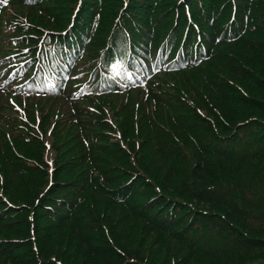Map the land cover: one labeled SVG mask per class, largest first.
<instances>
[{
	"label": "rangeland",
	"instance_id": "obj_1",
	"mask_svg": "<svg viewBox=\"0 0 264 264\" xmlns=\"http://www.w3.org/2000/svg\"><path fill=\"white\" fill-rule=\"evenodd\" d=\"M58 1L22 0L13 4L11 0L6 3L0 0L3 20L0 61L5 70H20L23 64L41 66L67 46L75 47L76 57L80 58L67 97L58 96L57 105L47 104L50 108L43 117L39 109L32 108L41 96L22 93L13 84L0 88V218L14 220L8 226L27 232L32 251H54L59 257L62 254L66 264H103L95 250L120 253L122 246L144 256L134 264H263L264 248L240 250L244 249L241 243L226 253L229 258L220 257L218 251L213 254L195 247L180 248L174 241L177 239L170 238L165 231L173 232L171 224L177 220L175 216H180L181 222L188 218L182 207L193 206L192 195L186 188L194 193L207 190L224 199L230 193L231 198L239 194L232 205L238 207L236 210L241 209L244 189L257 193L264 190V120L258 119L237 132L230 125L253 116L264 119V104L258 99L264 97V51L255 47V54L248 48L250 40L264 41L263 29L254 35L263 26L264 13L252 17L254 10L249 2L253 0L220 1L219 6H214L218 8L213 11L204 8L199 14L197 8L202 0L186 13L178 3L186 4L187 0H174L173 6L169 3V8H163L166 11H159L162 7L156 0L145 11L136 9L139 7L136 0L129 6L124 0L135 31L148 38L157 52L168 51L164 60L167 65L160 68L161 75L156 74L154 80L162 88L158 93L162 109L158 117L148 110L151 106L148 95L135 93L134 101L142 104L152 129L160 134L156 147L147 145V149L139 151L134 145L141 135L139 130L122 124L128 114H133L132 110L136 111L135 102L122 104L123 96L116 101L106 98L111 104L101 102L105 113L97 115L93 105L82 106L84 101L75 96L83 82L87 80L83 85L87 90L95 76L103 74L99 67L108 55L123 47L144 54L147 45L140 41H145L136 35L133 36L139 41L133 39L119 2L111 4V0H104L109 11L105 17L104 11L97 14L93 3L85 0L94 10L78 20L86 6L83 0H64L62 6H58ZM224 11L227 19L215 28H208L207 22L210 25L214 17L222 18ZM53 14L59 24L49 19ZM27 76L28 72L14 84L20 87ZM225 76L235 80H225ZM6 78L5 74L2 79ZM140 88L148 89L147 85ZM87 96H93L91 91ZM228 96L233 98L232 102L226 101ZM43 104L44 101L39 102ZM73 109H77L78 118ZM87 109L93 111L91 121H86ZM113 110L119 115L113 114ZM99 117L103 122L98 121ZM104 122L113 127L107 134L111 142L93 145L90 139L94 140L97 127ZM179 125L183 128L181 134L177 131ZM211 131L213 138L208 149L218 140H224L225 146L216 144L211 150L214 156L208 154L204 161L199 160L195 151L203 140L210 138ZM154 140L150 137L152 143ZM118 144L124 150L122 156L128 166L106 169L99 152ZM155 152L163 161L175 164L160 163L159 167ZM222 152L227 156L221 158ZM180 157L183 159L179 160ZM208 158L212 163L207 162ZM126 177L129 179L118 185ZM140 178H145V182L138 184ZM100 200L108 203L104 206L98 203ZM108 212L111 214L107 215ZM219 218L226 219L223 215ZM3 220L0 221V264H28L32 251L15 249L4 241L14 232L5 233ZM196 220L199 218L182 226L180 234L188 233ZM205 222L207 219H201L197 226Z\"/></svg>",
	"mask_w": 264,
	"mask_h": 264
},
{
	"label": "trees",
	"instance_id": "obj_2",
	"mask_svg": "<svg viewBox=\"0 0 264 264\" xmlns=\"http://www.w3.org/2000/svg\"><path fill=\"white\" fill-rule=\"evenodd\" d=\"M20 1L22 0H13L12 3L17 4ZM126 1H128V6H129V5H133V1L135 0H126ZM151 1L152 0H136V2L139 3V7H137L136 9L139 11H145L144 8L148 9L151 7L150 6ZM177 1L179 0H176V2ZM220 1L227 2V0H209V1L202 0L203 3L201 4L200 0H187L186 4H182L180 2L178 3V5L180 8L184 9V13H186L188 10L195 8L196 3L199 2L200 6L197 8V13L199 14V12L203 11L204 8L207 10L209 9V11H213L215 8H218L214 6H219ZM58 2H59L58 6L60 5L62 6L64 3V0L62 1L59 0ZM90 2L93 3L97 14H100L104 11L103 16L104 15L105 17L108 16L109 11L107 8L108 4L106 1L90 0ZM113 2L115 3L119 2V4L122 5L123 13L121 15L122 17H124V20L126 21V23L129 22L127 26H128V29L129 27H131V31H132L131 35L133 39L136 42L139 41L138 39L134 38V36L136 35L141 40L145 41V42H142V41L140 42L142 43V45H145V46L147 45V49L145 50L144 54L143 52H137L136 50L128 49V47L119 48L118 50L115 49L116 51L108 55V57H106L105 63L99 67V69L102 70L103 74L95 76L96 80L90 84L91 86L90 91L93 96L89 97L87 96L89 94H87V95L80 97L79 99L84 101L82 106L89 107L93 105L96 111V113L95 112L94 113L97 115H102V112L105 113V111L101 107L102 106L101 102L111 104L109 101H105L106 98L110 97L112 98V101H116L115 99H118L119 96H123L122 104L127 105L129 104L128 102L130 103L135 102L134 104L137 105L136 107L134 105V107L136 108V111L132 110L133 114L132 115L128 114L127 118H125V120L122 121V124L136 127V129L139 130L138 133L141 135H138V139L136 140V142H134V145L137 146V149L139 151H143L144 149H147V145L156 147L158 144V138L160 134L156 133L152 129L151 119L149 117V121H148V119L146 118L147 116L145 114L146 113L145 108H143L142 104L139 101H136V100L134 101V99L138 95L139 91H141L142 93H146L149 97L148 102H150V105H151L150 107H148L150 108L148 110L153 111V115L155 114L156 117H158V115L162 112L161 105H160L161 101L158 97V93L162 91V88H160V86L156 84L154 80L158 75H161V72L159 71L160 68H164L167 65V61H164V60H166L168 57V51L166 49L165 50L162 49V52L161 51L157 52L155 46L151 47L148 38H146L143 35H140L139 33L135 31L136 28H134V25H135L134 21L133 20L129 21L130 13L127 8L128 6H126L124 0H111V4ZM156 2L158 6L162 7L159 9V11L160 10L166 11L163 8L165 7L169 8L170 6H173V4L176 3L174 2V0H156ZM85 3L86 1L83 0L84 6L86 5ZM169 3L171 4L170 6H168ZM249 3L252 4L251 5L252 10H254V14L252 16L253 18L256 17V15H262L264 13V0H253V1H250ZM92 10H94V8H90L89 6L86 5L84 8H82L78 16V20L84 19V14L86 16L90 15L92 13ZM228 13H229V10H228ZM223 14L225 16H222V18L214 17L210 25H209V22H207L205 19H201V20L203 22H207L208 28L210 26H213L215 28L217 27L218 24L221 23V21H225L227 19L228 16H227L226 11H224ZM49 19H51L55 24H59V19L58 18L56 19V16L54 14ZM148 24L152 26L153 23L151 24L150 22H148ZM262 24L263 26L259 27L254 35L258 34L260 30L263 29L262 37L264 39V18L262 20ZM2 27H3V20L2 18H0V30H2ZM151 29L153 28H150V30ZM75 31L76 30L73 29L72 32L74 33ZM237 36H240V38L243 37L239 33H237ZM154 42L155 40L153 41V43ZM255 47L260 48L264 51V41L260 39H258L257 41L250 40L248 48L251 53L252 52L255 53ZM154 67H156L157 72L152 73L149 76L148 78L149 80L147 84L148 89L141 90L140 88V85H141L140 77L141 76L139 73L151 72ZM230 72L232 73L231 70ZM156 74L158 75L156 76ZM262 79L264 80V78ZM225 80L234 81L235 79L233 77L229 78L225 76ZM225 80L224 79L221 80L222 85L223 83H225ZM228 87H229V90L231 91L232 85L229 84ZM121 91L124 92V94H121L120 93ZM135 93L137 95H135ZM58 96L39 97L37 98L38 101L34 104L35 106L33 105L32 108L39 109L43 117L44 111L46 109L48 111L51 105L52 106L57 105L56 99ZM60 97H66V96H60ZM258 99L260 100L261 104H264V97H258ZM40 101H44V104L42 106L39 105ZM226 101L232 102L233 98L228 96V98H226ZM147 103H144L146 104V107H147ZM47 104L50 105L49 108H47ZM140 108H143L144 112L143 110H139ZM73 111L76 113V118H78L77 109L76 110L73 109ZM86 112H87L86 121H91V118L93 116V113H92L93 111L87 109ZM113 114L119 115V113L116 112V110H113ZM229 114H230L229 119L232 121L233 116L231 115L230 112ZM101 117L98 118L99 119L98 121L101 120ZM168 118L171 119L170 116H168ZM258 119L264 120L257 116H253V117L242 119L240 121H235V122L233 121L232 124L230 122L229 123L231 125L232 130H234V132H237L238 130L242 131V129L246 127L247 124L256 123ZM81 122L84 125V122L83 121ZM79 125L80 123L78 124V126ZM112 130H113L112 125L107 122H104L102 125H99L97 127L95 134L93 135L94 140L90 139L92 144L96 146H104V145H107V143H110L111 141L108 140L109 136L107 134H110ZM182 130L183 128L179 125L177 128L178 133L181 134ZM208 134L209 135L213 134V132L211 131ZM225 135L226 133L223 134L222 136L225 137ZM91 137L92 136H90V138ZM150 137H154L155 139L154 143L150 141ZM211 137L213 138V135H210V138L208 140H203L201 143L202 145L200 144L201 146L197 147L195 151V157L198 158L199 160L204 161L205 156H208V154H211L212 156H214L211 150L213 146H215L216 144L220 143V146L224 148L225 146L224 140H218V141L212 140L213 146L210 149H208ZM120 148L121 146L120 144H118L117 146L113 148L106 149L104 151L99 152L100 156L103 159L102 163L107 165L106 169L114 168L116 166H121V167L128 166L127 159L125 158V156H122V154L124 155V150ZM220 156L221 158L222 156L226 157L227 153L222 152L220 153ZM154 157L156 158L157 160L156 162L159 167H160V163H167L163 161L162 157L157 155L156 152H155ZM228 158L234 159V156H230ZM180 159H183V158L180 157L179 160ZM207 162L212 163V160H209L208 158ZM167 164L174 165L175 162H168ZM173 168L174 166L171 167V170ZM202 169L204 171V167ZM193 171L196 173L197 169H194ZM207 172H210V170H207ZM144 173L147 176H149L145 172V170H144ZM119 174L120 173H118L117 175ZM131 174H135V173H131ZM128 177L121 179L122 181L118 185H122L127 179H129ZM144 179L140 178L138 184L144 183L145 182ZM175 180L180 184V180L178 179H175ZM176 181H174L175 184H177ZM246 184H249V183H246ZM246 184H242V185H246ZM147 188L151 189V186L147 185ZM186 189L187 191L191 193L192 195L191 199L193 202L192 203L190 201L193 207H190V206L182 207L183 214H187L188 218L186 222L184 221L181 222V220L179 219L180 216L178 217L175 216V219L177 220L173 224H171V228L173 232H171V230L165 231L166 234L170 236V238H174L177 240L182 239L181 242L174 240L177 242V245L180 248L183 247L186 250H192L191 248L195 247V248L202 250L205 253H213V254L217 253L218 251L220 253L219 255L220 257L227 256L228 258H229V255H227L226 253L230 249L236 247L237 245H240L241 243L242 244L240 246L244 249L240 248V250H245V249L250 250L254 247L264 248V190H259V192L257 193L256 191H251L250 189H244L245 191L247 190V192L244 191L241 193L242 203L240 204L241 209H239L240 210L239 211L235 209L237 206L232 207V205L235 203V200H236L235 198L238 197L239 194H235L234 197L231 198L233 194L230 193V197H226L224 199V197L214 196L207 190H196L194 193L189 188H186ZM98 203L103 204L105 206L106 203L108 202L107 201L104 202L103 200H100L98 201ZM46 204L49 205V203H46ZM178 207L181 208V206H178ZM250 208H252V210H250ZM246 210L251 211V212H247ZM110 214L111 213L109 212L107 213V215H110ZM220 215H223L226 219L219 218ZM194 218H199V220L198 221L196 220V222H194V224L190 226L189 232L180 234V230L182 229V226L187 225L188 222ZM3 219L4 217L0 218V221ZM201 219H207V222L203 223V225L201 226H197V222L198 223L201 222ZM13 222L14 220H8V221L5 219L3 220V223H6V226L4 227L5 233L7 230L14 232V235L12 237L10 236L6 237L4 238V241L8 243L9 245H11V247H14L15 249L16 248L18 249L28 248V250H31L30 247H32V244L31 242H27L28 240L27 232L25 230L24 231L20 230L19 227L8 226L9 224ZM80 233L82 234L83 232H80ZM243 233H246L247 235ZM6 240H19V241L17 243H13V242L9 243ZM78 242L80 243L82 241H78ZM121 249L122 250L120 253L114 252L112 250H95L94 252L100 257L103 264H134V263H139L140 261L144 259V256L139 255L138 252L136 251L125 248L124 246H122ZM44 251L37 250V253L32 251V254L28 259L29 261L28 264H66L67 263L62 254L61 256L64 259L61 256L59 257L58 255H56L54 251L47 252V253H44ZM109 251L111 252L109 254H106V252H109ZM43 254L45 255L43 256ZM53 256H55V258L51 259ZM227 257H224L222 259H228ZM44 259H47V260H44ZM209 259H212V258H209ZM198 260L201 261L200 256Z\"/></svg>",
	"mask_w": 264,
	"mask_h": 264
},
{
	"label": "snow or ice",
	"instance_id": "obj_3",
	"mask_svg": "<svg viewBox=\"0 0 264 264\" xmlns=\"http://www.w3.org/2000/svg\"><path fill=\"white\" fill-rule=\"evenodd\" d=\"M4 2L6 3V0H4ZM29 2H31V0H29Z\"/></svg>",
	"mask_w": 264,
	"mask_h": 264
}]
</instances>
